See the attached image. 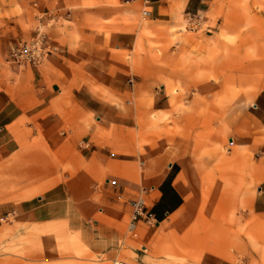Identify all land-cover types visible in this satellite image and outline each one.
I'll list each match as a JSON object with an SVG mask.
<instances>
[{"label": "rangeland", "instance_id": "obj_1", "mask_svg": "<svg viewBox=\"0 0 264 264\" xmlns=\"http://www.w3.org/2000/svg\"><path fill=\"white\" fill-rule=\"evenodd\" d=\"M28 1L0 0V111L23 112L7 126L16 146H0V225L32 222L25 201L62 190L82 173L92 178L88 198L104 212L82 234L65 220L0 231V264H264V213L255 209L264 196V0H210L193 19L187 0L58 4L50 8L72 16L45 22L58 50L38 68L8 61L42 15L36 0ZM102 5L110 9L104 17ZM66 49L69 58L61 57ZM48 64L67 78L50 101L37 82ZM109 64L148 76L113 87L100 79ZM35 109L41 112L27 116ZM162 156L188 165L197 181L182 208L146 238L129 228L131 202L146 199L144 190L127 198L103 187L113 172L138 180ZM104 195L119 203L113 216ZM100 221L120 234L111 257L100 254ZM217 227L220 239L209 234ZM168 243L175 251L167 253Z\"/></svg>", "mask_w": 264, "mask_h": 264}, {"label": "crops", "instance_id": "obj_2", "mask_svg": "<svg viewBox=\"0 0 264 264\" xmlns=\"http://www.w3.org/2000/svg\"><path fill=\"white\" fill-rule=\"evenodd\" d=\"M22 1L27 3L30 2L28 0ZM75 1L79 0H36L39 13H43L48 10L53 11L58 14L59 19H68V17L72 16V12H68L65 7H57L55 9L50 7L58 4L73 3ZM209 2L210 0H187L186 7H188L191 14H193L191 16H197L198 13L209 10ZM144 4L148 6L149 1L146 2V0H144ZM109 10V8L102 5L100 9H97V12L102 13V16L104 17V14H106V12L108 13ZM54 34L56 38L61 37L59 34ZM116 37L120 38L121 34H117ZM109 55L110 53L105 47L100 48V56L103 57V59H106ZM62 56L69 58L71 56L70 51L68 49L64 50L61 54V57ZM53 58L55 60L59 59L58 56H54ZM147 70H149V68H144V71ZM60 71V66L56 64H53L52 66L48 64L47 66L39 69L37 82L38 85H41V83L44 82V85L42 86L46 93L42 97L43 100L49 99L50 101V98L56 91L54 88L57 85L60 86L66 83L67 78L60 77ZM131 71L132 69L128 67L121 68L120 66H112L109 64L107 67L103 68L100 73V79L109 82V85H112L113 87L121 85L122 83L133 86L134 82H142L143 78L146 79L148 76L146 73L139 78H135L129 74ZM260 96H264V89L260 93ZM256 106L258 107V105ZM19 109L6 106L0 111L2 122L0 130L5 132L4 135L0 137V146H5L7 150H13V146H16L9 136L10 133L7 126L12 124L23 114V112ZM39 112H41V109H35L32 113H28L27 116L35 117L39 114ZM31 126L35 128V124H32ZM182 149L186 150L188 148L183 146ZM105 166L107 165L103 164L100 166V172L104 175L106 174L104 169ZM186 166L188 165L180 161L169 162L167 157L162 156L158 168L154 169L150 164L147 172L140 174L138 180L126 181L125 178L120 176H127L125 172H113L118 175L107 179L103 189L112 193H118L127 198L134 197V192L144 190L146 195L145 208L142 212V216L136 220L135 228L138 229L139 233H144L145 237L148 238L153 227L167 221L172 215L176 214L182 208L185 203L186 196L191 190V183L197 181L195 178L196 176H193L192 171L187 169ZM90 177L91 176L89 174L82 173L80 178L67 182L62 190L56 189L50 191L45 196H41L40 198L25 201L23 203V205L26 206L24 209L26 210L25 212L31 215L32 222L24 224L11 223L7 225V228L14 230L16 227L18 228L23 226L40 227L43 225L46 227L55 224L57 221L65 220L71 229L80 230L82 234L84 231L83 226L91 221L97 212H104L101 202L99 206L95 201L88 198L87 193L89 190V183L92 181V178ZM126 189L129 190L126 191ZM102 201L105 204L108 203L113 206L109 211V215L113 216L115 214L114 205L119 203L105 195L102 197ZM255 204L257 212L264 213V196H257ZM122 209L124 212L129 211L128 206L125 204H122ZM107 221H100V254L111 257L116 253V247L119 246L120 234ZM7 228L0 225V231ZM209 234H214L215 238L220 239L222 236L221 228L217 227L215 229V233L212 232ZM85 244L87 247L95 249V246L90 244L89 241L85 240ZM167 247V253L175 251L173 244L168 243ZM141 256H144V254H141ZM206 264H222V262L218 261L217 258H208Z\"/></svg>", "mask_w": 264, "mask_h": 264}, {"label": "built area", "instance_id": "obj_3", "mask_svg": "<svg viewBox=\"0 0 264 264\" xmlns=\"http://www.w3.org/2000/svg\"><path fill=\"white\" fill-rule=\"evenodd\" d=\"M146 2H148V0H146ZM150 14L151 11L143 10L144 16H150ZM194 17L197 16H191L192 19ZM58 19V14L53 11L43 12L42 15L38 17V26L35 28L34 33L28 38L17 42L9 53L8 61L19 66L38 68L47 56L58 50V46L51 41L50 36L44 29L45 22H55L58 21ZM131 206L133 209L131 222L135 225L136 220L142 216V212L145 208V199L137 198L131 202ZM114 263L115 262H113V264Z\"/></svg>", "mask_w": 264, "mask_h": 264}, {"label": "bare ground", "instance_id": "obj_4", "mask_svg": "<svg viewBox=\"0 0 264 264\" xmlns=\"http://www.w3.org/2000/svg\"><path fill=\"white\" fill-rule=\"evenodd\" d=\"M152 221V220H151ZM136 227L132 222L129 223V228L130 230H133Z\"/></svg>", "mask_w": 264, "mask_h": 264}]
</instances>
